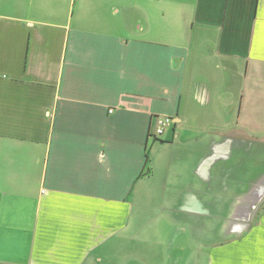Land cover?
<instances>
[{
  "label": "crops",
  "instance_id": "1",
  "mask_svg": "<svg viewBox=\"0 0 264 264\" xmlns=\"http://www.w3.org/2000/svg\"><path fill=\"white\" fill-rule=\"evenodd\" d=\"M0 264H264V0H0Z\"/></svg>",
  "mask_w": 264,
  "mask_h": 264
},
{
  "label": "built area",
  "instance_id": "2",
  "mask_svg": "<svg viewBox=\"0 0 264 264\" xmlns=\"http://www.w3.org/2000/svg\"><path fill=\"white\" fill-rule=\"evenodd\" d=\"M154 121L155 124L151 134L155 138L162 136L166 129L173 123L172 117L167 115H157L155 116Z\"/></svg>",
  "mask_w": 264,
  "mask_h": 264
},
{
  "label": "rangeland",
  "instance_id": "3",
  "mask_svg": "<svg viewBox=\"0 0 264 264\" xmlns=\"http://www.w3.org/2000/svg\"><path fill=\"white\" fill-rule=\"evenodd\" d=\"M150 141H153V138L152 137H150Z\"/></svg>",
  "mask_w": 264,
  "mask_h": 264
}]
</instances>
